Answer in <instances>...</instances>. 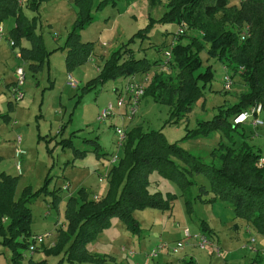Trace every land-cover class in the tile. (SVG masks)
<instances>
[{"label":"rangeland","instance_id":"obj_1","mask_svg":"<svg viewBox=\"0 0 264 264\" xmlns=\"http://www.w3.org/2000/svg\"><path fill=\"white\" fill-rule=\"evenodd\" d=\"M63 1L64 4L58 11H51V6L47 4L41 7L37 30L44 34L47 40L46 44L50 49L63 47L66 36H61L63 38L61 42L54 41L55 32L60 30L57 25H54L55 29L50 34L49 31L53 27L48 24L65 20L77 12L74 0ZM99 2L100 0H95L93 23L87 26V30L82 31L83 40L93 41L94 52L92 55L97 59V65L104 64L116 50L130 42L137 31L146 27L152 18H161L167 10L166 0H128V2L127 0H118L115 7L109 4L103 9L96 10ZM229 4L239 6L241 0H229ZM23 7L29 16L33 15V12L27 9L26 5ZM11 20L13 19L5 21L4 32L6 35L2 38L4 55L1 56L0 76H4V78L0 84V100H2L0 104L6 107L7 99L11 98L15 103V109L11 112L13 116L11 123L8 124V122L0 119V155L3 157L0 160V173L5 171L14 176H19L17 198L22 196L27 185H31V192L39 191L45 184L46 178L48 176L50 178L48 190L39 191L31 203V234L32 236L43 235L44 242L38 244V249L33 252L29 248L25 249L21 263L26 264L30 259H33L45 261V264H72L68 259H62L65 249L68 247V241L62 243L58 255L47 254L44 249L55 246L60 241L61 232L59 228L68 225L66 206L70 193L63 189L67 182L71 183V195L78 196L80 181L89 178L87 175L89 170V172H94V176L90 177L83 186L92 196L98 187L102 186V188H98L97 193L103 194V187H107L108 182L110 185V179L104 177L105 179L100 181L99 174H105L107 167H113L111 159L115 154L121 158L124 152L123 148L118 147L116 126L110 123L112 117L100 122L97 115L99 110L115 100V85H121L126 77L109 80L97 89L81 94V87L97 73L90 61L82 65V70L79 68L68 73L64 61L66 49L62 47L58 48L54 54L56 65L52 60L54 65L52 72L48 74L45 68L35 75L29 70L27 64L16 56L20 46L13 47L14 49L11 47L10 34L7 32ZM178 28L177 23L155 22L149 32V37L141 38L138 36L130 42L131 47L136 50L135 56H147L152 60L164 57L165 50L171 49L178 41L175 35ZM63 30L65 31V28ZM187 34L192 35L194 33L188 29ZM186 37L184 36L182 41H185ZM48 41L51 42L48 43ZM201 57L203 63L196 72L204 73L210 66L213 76L205 86L204 95L195 102L185 118L177 124H172L169 105L156 102L150 95L145 96L148 77L150 76L148 75V77L146 76L147 79L145 76L144 79L139 78L145 84V92L142 98L145 99L139 107L134 121L137 123L135 126L140 125L143 132L152 129L161 130L169 142L178 141L192 154L199 156L204 162L210 163L213 161L212 152L215 147L222 140L225 143H231V141L221 130L200 137H186L187 131L188 129H195L199 121L213 118L217 114L219 106L234 103L241 92L245 90V85L241 77L236 75L233 77L235 83L232 89L225 91L223 88L224 64L219 59L210 57L208 49L201 52ZM9 58L15 61V65L19 62L20 65L18 66L25 68L28 78L22 87L25 96L19 101H16L13 96L14 83L12 85L9 83L10 78L16 80V68L12 77V70L15 66L9 67ZM59 59H62V65ZM169 64H159V71H169ZM69 77L77 82V87L68 84L67 79ZM77 100L79 103L76 106ZM18 111L19 115H15ZM262 117L264 118V114ZM62 127L63 129H61ZM252 128L253 130L247 126L245 133L249 144L261 147L264 151V125L252 126ZM19 136L22 137L20 146L28 151L21 174L16 168L14 157L15 150L19 145ZM234 136L241 137L238 132H235ZM68 137H72L73 146L63 148L60 141ZM94 140H98L101 147L97 148ZM76 148L86 150V155L83 157L76 156ZM74 158L76 164L73 166L72 159ZM173 158L179 165L186 166L181 159ZM190 176L194 182L183 193L177 181L158 170H153L149 175L150 190L151 192H160L165 197H173L172 209L168 211L159 208L136 209L134 217L141 227L139 233L129 229L119 216L112 217L110 224L99 233L95 240L87 244L89 251L107 256L110 264H129V262L135 264V259L133 258L134 260L131 262L132 258L128 253L131 249L139 251L144 241L150 242L160 238L161 235H163L162 240L168 244H173L180 236L179 228H183V230L189 228L194 231L200 227V224L202 225L201 220L204 219L214 230L213 234L209 232L207 235L214 244L217 241L223 244V249H227L223 252L225 251L224 254L227 255V258L232 260L231 264H264V255H261L257 261H253L255 252H250L251 250L247 249L250 247L242 249L240 246L241 243L249 244L253 237L257 238V231L249 227V234L246 231V220L237 217L228 203L222 200L215 203L200 200L197 197L199 193H204L203 196L208 198L212 196L211 192H205V188L210 190V180L203 173L194 172ZM54 189L59 191L60 198L57 201L51 192ZM53 201L56 202L53 203ZM187 201H190V204ZM187 207L192 208V212H189ZM1 222L3 229L1 230L0 227V264H16L13 260L12 248L4 242L10 221L5 217L4 219L0 218V225ZM235 223L240 224L237 231L234 228ZM64 230L68 231L65 227ZM147 234H150V238ZM252 245L254 246L255 243ZM209 247L212 248V246H208L206 251L209 250ZM230 247L234 252L232 255L229 254ZM236 248L238 249L236 250ZM244 253L247 254L245 258L248 259L246 261L248 263L245 262L244 258L241 259ZM150 261V264H158L159 258H150ZM200 264H208L207 257Z\"/></svg>","mask_w":264,"mask_h":264},{"label":"trees","instance_id":"obj_2","mask_svg":"<svg viewBox=\"0 0 264 264\" xmlns=\"http://www.w3.org/2000/svg\"><path fill=\"white\" fill-rule=\"evenodd\" d=\"M45 1L48 0H28V8L35 12V16L28 17L19 0H0V22L11 16L16 18V26L11 31L15 41L12 46H20L22 39L30 41L29 46H21V56L34 71L41 68L51 53L45 47L42 33L36 30L39 9ZM117 1L100 0L96 10L109 4L115 6ZM75 2L79 12L62 47L67 49L69 72L85 64L94 50L93 42L81 37L82 30L94 19L93 0ZM165 6L167 10L163 16L152 18L130 42L138 36L149 37L155 22L177 23L179 28L186 22L194 34L178 35V28L175 33L178 41L172 48L169 71H159L158 65L163 63L164 57L153 60L147 56L136 57V50L128 42L104 62L99 74L82 87V93L119 77L150 75L145 96L150 95L156 102L169 105L171 123L177 124L204 95L205 86L213 76L210 66L204 73L196 72L203 63L201 52L208 49L209 56L219 59L233 77H241L245 90L234 103L219 106L213 118L199 121L195 129H188L186 137L208 136L221 130L231 143L222 140L212 152L213 161L207 163L178 141L169 142L161 130L143 132L140 125L133 127L127 131L123 156H119L109 174L108 194L95 197L82 187L78 196L69 197L66 206L68 225L59 228L60 241L45 248L47 254L58 255L62 243L68 241L62 259L66 258L72 264H110L107 256L90 252L87 244L110 224L112 217L119 216L129 229L139 233L141 227L134 217L136 209L171 210L173 207V197L151 192L149 175L153 170L177 181L183 193L194 182L191 173L205 174L211 183L210 190L205 188V192H211L212 196L208 198L199 193L197 197L208 203L217 200L228 203L237 217L244 218L264 236V165L259 164L264 151L250 145L245 135L247 126L253 130L252 124L235 122L239 114L258 104L262 105L264 114V0H241L239 6L229 4V0H166ZM184 36H187L186 40L182 41ZM235 132L241 137H235ZM64 146H73V139L64 140ZM75 152L79 153V150L75 149ZM173 157L181 159L186 166L179 165ZM49 181L48 176L39 191L48 190ZM18 182L19 176L5 171L0 173V218L6 217L10 221L4 242L12 248L16 264H22L24 250L30 249L33 237L31 203L39 191L31 192V187L26 186L22 196L17 198ZM51 192L55 200H59L58 189ZM202 226L206 234L212 232L205 220ZM0 227L2 230V222ZM26 264H45V261L30 259Z\"/></svg>","mask_w":264,"mask_h":264},{"label":"crops","instance_id":"obj_3","mask_svg":"<svg viewBox=\"0 0 264 264\" xmlns=\"http://www.w3.org/2000/svg\"><path fill=\"white\" fill-rule=\"evenodd\" d=\"M19 2H20V4L21 5H26V7H27V9H29L28 8V6H27V4H28V0H19ZM127 2H128V0H127ZM74 3L76 4V2H75V0H74ZM117 3H118V1H117ZM44 4H47V5H49V6H51L50 7V10L51 11H58L61 7H62V5L64 4V1L63 0H48V1H45V2H43L42 4H41V6H40V9H39V14L41 15V7L44 5ZM94 5H95V0H93V9H94ZM117 5V4H116ZM115 5V6H116ZM77 6V5H76ZM114 6V7H115ZM23 9H24V7H23ZM31 10V9H30ZM79 9H78V6H77V12H75L74 14H73V16H69L68 18H66L65 20H60V21H58V22H56V23H50V24H48L49 26H52L53 27V29H50V31H49V33L51 34L52 33V31L55 29L54 28V25H57L58 26V29L60 30L59 32H55V35H54V41H56V42H61L62 40H63V38L61 37L62 35H65L66 36V38H67V35H68V33H69V31L71 30V28H72V26H73V24H74V22H75V20H76V18H77V14H78V11ZM32 11V10H31ZM24 12H25V10H24ZM33 12V15L32 16H29L26 12V15L28 16V17H33V16H35V12L34 11H32ZM13 19V20H11V22H10V24H9V28H8V31L7 32H9L8 34H10L9 35V38H11L12 37V34H11V31H12V29L16 26V18L15 17H13V16H11V17H8V18H6V19H4L2 22H0V23H2L3 25L5 24V21L6 20H9V19ZM40 18V17H39ZM38 21H39V19H38ZM93 21H94V19H93ZM93 21L91 22V23H93ZM90 23V24H91ZM89 24V25H90ZM89 25H87V26H89ZM37 26H38V22H37ZM87 26L82 30V31H85V30H87L86 28H87ZM5 25H4V29H5ZM65 28V31L63 30ZM36 30H37V27H36ZM37 32H39L38 30H37ZM42 33V32H41ZM58 33V34H57ZM63 33H65V34H63ZM5 35H6V32H5ZM42 35H43V40H44V44H45V47H46V49L48 50V51H51V53H50V55H49V57H48V59H45V62H43V64H42V66H41V68L39 69V70H37V71H34V70H32L31 69V67H30V63L29 62H25L24 60H23V58L22 57H20L19 56V54L21 55V46L22 45H24V46H29L30 45V41H28L27 39H22V41H21V45H20V50L16 53V56L19 58V59H21L22 61H24L26 64H27V66H28V68H29V70H31L35 75L38 73V72H40L41 70H43V69H47V72H48V74L49 73H51L52 72V70H53V67H54V65H53V62H52V60L54 61V64L56 65V63H55V60H54V58H55V52L58 50V48H61L62 46H60V47H57V48H54V49H50L49 48V46H47V40H46V38L44 37V34L42 33ZM81 37H82V32H81ZM2 40L3 39H0V64H1V56L2 55H4V52L2 51ZM26 41V43L24 44V42ZM84 41H91V40H84ZM51 41H48V43H50ZM91 42H93V41H91ZM106 44V43H105ZM50 45V44H49ZM16 46H19V45H15V46H11L12 48L14 47H16ZM13 48V49H14ZM50 49V50H49ZM64 49V48H63ZM66 49V48H65ZM15 51V50H14ZM93 52H94V50H93ZM93 52H92V54H93ZM66 54H67V49H66ZM91 54V56L89 57L90 59L87 61V62H89L90 61V63H92L93 64V68H94V70L96 71V76L99 74V72H100V68L102 67V65H97L96 64V61H97V59L95 58V56H93ZM51 57H52V59H51ZM65 68H66V70H67V72L68 73H72V72H74L76 69H79L80 68V70H82L81 69V67H82V65L81 66H79L78 68H76L74 71H72V72H69L68 71V69H67V66H66V56H65ZM59 62H60V64L62 65V59L60 60L59 59ZM86 62V63H87ZM8 63H9V67L11 68H13L14 66V68H13V70H12V77H13V72H14V69L15 68H17V67H19L18 65H20V64H16L15 65V61L13 60V59H11V58H9V60H8ZM85 63V64H86ZM84 65V64H83ZM17 66V67H16ZM57 69H61V68H57ZM15 71H16V69H15ZM54 73V72H53ZM72 76V75H71ZM96 76H94V77H96ZM144 76H145V78L147 79V77H148V75H145V74H137L135 77L137 78V79H139V78H141V79H144ZM147 76V77H146ZM73 77V76H72ZM72 77H69L68 79H67V81L68 82H70V78H72ZM94 77H92V78H94ZM4 78V76H0V84H1V82H2V79ZM91 78V79H92ZM91 79H89V80H91ZM126 79H128V78H126ZM141 79H139V80H141ZM28 80V78H27V76H26V81ZM88 80V81H89ZM14 78H10V85H12L13 83H14ZM87 81V82H88ZM76 82V81H75ZM26 83V82H25ZM77 83V82H76ZM6 84H8V83H6ZM70 86H72V87H77V85L76 86H73V85H71L70 83H68ZM85 85V84H84ZM119 85L117 84V85H115V88H117ZM83 87V86H82ZM82 87H81V94H84V93H82ZM9 88H11V86H9ZM92 90H94V89H92ZM90 91V90H89ZM86 93V92H85ZM114 93H115V96H116V92H115V90H114ZM25 96V95H24ZM145 99V98H144ZM144 99H142V101H141V103H140V106H141V104H142V102H143V100ZM8 101H7V104H6V107H5V105L4 106H2L1 104H0V119H2L4 122H8V124L9 123H11L12 122V120H13V116H12V114H11V112H12V110H14L15 109V103H14V101L10 98H8L7 99ZM116 100H117V96L115 97V100L114 101H112V102H110V103H116ZM2 100H0V102H1ZM78 103H79V100H77V102H76V106L78 105ZM105 108V107H104ZM101 110H99V112H100ZM98 112V113H99ZM118 112H120L119 110H118ZM124 112V109H122V113ZM15 115H19V111L17 112V113H15ZM98 116V115H97ZM137 116V115H136ZM135 119V118H134ZM134 119L132 120V121H130V120H128V119H126L125 121H123V120H121V117H119L118 115H115V116H112V118L110 119V123L114 126H127V127H129L128 128V131L129 130H131L133 127H135V124H137V123H135V121H134ZM119 122V123H118ZM61 129H63V127L61 128ZM63 131V130H62ZM61 131V132H62ZM19 137H21V136H19ZM68 138H71L72 139V137H68ZM68 138H63L61 141H60V143H62V147L64 148L65 146H64V140H66V139H68ZM95 141V143L97 144V148H99V147H101V143L98 141V140H94ZM20 143H22V137H21V142ZM20 143H19V145H20ZM49 147V146H48ZM23 148V147H22ZM24 149V148H23ZM77 149V148H76ZM79 150V153H76L75 152V155L76 156H84V155H86V150H80V149H78ZM97 150V149H96ZM25 151L28 153V151L25 149ZM26 152L23 154V155H21L18 159H20L21 160V162H22V164H21V168L23 167V164H24V159L26 158V156L28 155V154H26ZM85 152V153H84ZM14 157H15V154H14ZM0 158L2 159L3 157L0 155ZM76 158V157H75ZM72 159V162H73V166L76 164V159ZM0 159V160H1ZM15 159H16V157H15ZM22 159H23V161H22ZM111 163L113 164V166L117 163V162H112L111 161ZM102 164V163H101ZM98 166H101V165H98ZM97 166V167H98ZM111 169H112V167L110 168V167H107L105 170H106V172H105V174H99L100 175V177H99V180L100 181H102L103 179H105L104 177H107L108 179H110V176H109V174H110V172H111ZM19 172V171H18ZM21 172H22V169H21ZM8 173V172H7ZM21 174V173H20ZM87 175H88V177L89 178H84L83 180H81L80 181V186H79V188H78V190L80 189V188H82V187H84L85 188V186H83V184L84 183H86V181L88 180V179H90V177H92V176H94V172H92V171H90L89 172V170H88V173H87ZM28 186V185H27ZM31 186V185H30ZM65 187H67L66 188V191H69V193H70V196L69 197H71V196H74V195H71L72 194V192H71V183L70 182H67L64 186H63V189H65ZM98 188H102V186L101 187H98ZM98 188H97V190H95L96 191V193H97V191H98ZM104 188V192H102L103 194H96L95 193V191H94V196L95 197H103V196H106L107 194H108V191H109V188H110V185H109V182H108V185H107V187H103ZM69 199V198H68ZM218 201H221V200H217V201H215V202H218ZM188 202V201H187ZM214 202V203H215ZM211 203H213V202H211ZM188 208V211L189 212H192V208L190 209L189 207H187ZM164 211H166V210H164ZM168 211V210H167ZM204 219H202L201 221H203ZM206 221V220H205ZM207 222V221H206ZM247 222V221H246ZM247 225H246V231L249 233L250 232V230H249V227H251V228H253L248 222L246 223ZM208 225H210L209 223H208ZM209 228H211L210 226H208ZM239 227H240V224L239 223H235L234 224V228H235V230L237 231L238 229H239ZM186 229H188V230H190V232L191 233H197V232H202V233H205L206 231L205 230H203V226L200 224V227L198 228V229H196V230H194V231H192L191 229H189V228H184V230H183V228H179V233H180V236H179V238H177L175 241H174V243L173 244H168V242H166L165 240H162L163 239V235H161V237L160 238H157V239H155V240H152V241H150V242H147V241H144V244L140 247V250L138 251V250H135V249H131L128 253H129V256H131V262H133V260L135 259V264H137V263H140V264H147V263H151V261H150V258L152 259V257L150 256V253H151V251L154 249V248H156L157 247V245L162 241V242H164V243H166L167 244V246H169V247H173V246H175L176 245V243L177 242H179V241H181V240H184V238H185V230ZM211 230H212V234H213V228H211ZM257 234H258V237L256 238V237H253V238H255V241L254 242H250L249 244H244V243H241L240 244V246L242 247V249H245L246 247H250V248H247V249H250L251 251L250 252H255V258H252V260L253 261H257L258 259H259V257L261 256V255H264V236L263 235H261V234H259L258 232H256ZM250 234V233H249ZM147 236H148V238H150V234H147ZM252 239V238H251ZM216 240V239H215ZM217 241V240H216ZM216 244H219V245H216L217 247H219L220 248V254H217L215 251H214V249H213V247L211 248V247H209V250L208 251H206V248L205 249H201L200 247H198L197 246V243H196V241L194 240V239H191L187 244H186V246L181 250V251H179V252H177V253H174L173 251H171V249L169 248V247H166V248H164L162 251H160V253H159V255L157 256V257H154V258H159V261H158V264H200V262H202V260L205 258V257H207V260H208V264H231L232 263V260L231 259H228L227 258V255L226 254H224V252L227 250H225V249H223V244L220 242H215ZM253 243H255V245L253 246L252 244ZM249 245V246H248ZM124 249H126L125 247H124ZM238 248H236V250H237ZM206 252H205V251ZM223 250H225L224 252H223ZM134 251V253H132ZM229 254L230 255H232V254H234V252H233V250H232V248L230 247V250H229ZM225 255H226V257H225ZM133 256V257H132ZM247 256V254L246 253H244L243 255H242V257H241V259L243 260V258H244V260H245V262L246 261H248V259H246L245 257ZM134 258V259H133ZM153 258V259H154ZM246 263H248V262H246ZM117 264V263H116ZM129 264H131L130 262H129ZM133 264H134V262H133ZM156 264V263H155Z\"/></svg>","mask_w":264,"mask_h":264},{"label":"built area","instance_id":"obj_4","mask_svg":"<svg viewBox=\"0 0 264 264\" xmlns=\"http://www.w3.org/2000/svg\"><path fill=\"white\" fill-rule=\"evenodd\" d=\"M188 30V25L186 22H183L181 27L179 28L177 34L182 35L184 32ZM248 30V28H247ZM5 29L4 25L0 23V39H2L5 35ZM10 44L14 45L15 41L10 38ZM173 48V47H172ZM172 48L166 49L164 52V61L163 63L165 65L170 63V60L172 59ZM20 57H22L19 54ZM225 68V74L223 77V88L225 91H229L232 89L233 84L235 83V80L233 78L232 73L226 68ZM26 82V70L23 66H19L16 68V80L14 82L13 86V96L16 101H19L23 99L25 95V91L23 90V86ZM71 85L76 86V82L74 81L73 78H70ZM144 83L141 82L139 79H137L134 76L128 77L121 85H119L117 88H115L117 100L116 103H109L105 108H103L97 116V119L100 122H103L107 120L109 117L118 115L121 117V120L125 121L126 119L132 121L138 112V109L140 107L141 100L143 98V94L145 92V87ZM122 109H124V112L122 113ZM118 110L120 112H118ZM263 116V107L261 104H258L257 106L252 107L251 109L239 114L235 118L236 123H251L252 126L258 127L261 125H264V118ZM127 126H117L116 127V133L118 135V147L122 148L125 144L126 137H127V131H128ZM21 142V137L18 138V144ZM25 149H23L20 145L15 150V157H16V168L21 173V160L18 159L21 155L25 153ZM119 159V155L115 154L111 161L112 162H117ZM260 165H264V153L260 157L259 161ZM67 187H65L66 189ZM194 239L197 243V246L200 247L201 249H205L208 246H212L214 251L217 254H220V248L217 247L209 238V236L206 233L198 232V233H191L190 230L186 229L185 230V238L184 240H181L176 243L175 246L169 247L167 246L166 243L160 242L156 248H154L150 256L152 258L157 257L164 248L169 247L171 251L174 253H177L181 251L186 244L191 240ZM31 244H30V249L31 251H35L36 248L38 247V244H42L44 242V236L43 235H37L33 236L31 238ZM252 242L255 241V238L251 239ZM134 253V251L132 252ZM140 264V263H137Z\"/></svg>","mask_w":264,"mask_h":264}]
</instances>
